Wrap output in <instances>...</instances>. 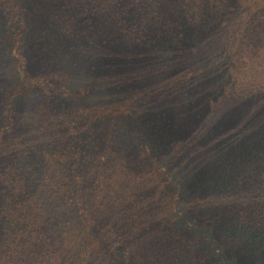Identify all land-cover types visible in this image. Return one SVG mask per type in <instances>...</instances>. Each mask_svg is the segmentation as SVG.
<instances>
[{
	"label": "trees",
	"instance_id": "obj_1",
	"mask_svg": "<svg viewBox=\"0 0 264 264\" xmlns=\"http://www.w3.org/2000/svg\"><path fill=\"white\" fill-rule=\"evenodd\" d=\"M92 1L111 11L119 36L115 56L87 54L85 39L73 27L59 28L70 1L59 0L55 7L51 1H32L38 8L32 17L48 31L55 52L45 60L49 69H59L54 82L43 72H28L30 51L40 46L30 45L26 2L0 0V264H168L162 260L166 243L184 231L191 234L189 251L204 252L214 264L263 263L264 236L257 233L262 228L246 224L216 235L212 225L184 208L183 182L201 174L189 161L192 154L185 149L179 164L183 157L171 150L179 139L170 134L162 113L140 100L130 103L129 80L115 82L133 64L135 51L171 59L185 44L198 7L187 1L162 6L158 14L151 7L146 15L141 7L150 0ZM198 1L200 10L205 8ZM252 26L245 24L242 44L259 37ZM40 52L44 61L46 53ZM256 61L263 68L264 46ZM105 84L110 87H100ZM37 90L44 100L61 95L72 101L85 121L74 123L77 115L67 119L44 102L36 105ZM109 104L123 108L112 117ZM145 170L153 184L173 187L170 194L163 191L158 204ZM161 203L159 226L151 228ZM227 249L234 251L229 255Z\"/></svg>",
	"mask_w": 264,
	"mask_h": 264
},
{
	"label": "rangeland",
	"instance_id": "obj_2",
	"mask_svg": "<svg viewBox=\"0 0 264 264\" xmlns=\"http://www.w3.org/2000/svg\"><path fill=\"white\" fill-rule=\"evenodd\" d=\"M23 1L32 18L30 45L40 46L30 51L28 72L31 75L43 72L42 75L56 82L58 67L49 69L46 65L50 63L45 61L49 62L48 55L55 53L49 46L48 31L33 18L38 11L33 0ZM45 1L53 2V7L59 5V0H36L38 4ZM68 1L72 5L65 7L67 15L61 12L59 28L73 27L76 35L85 39L87 54L115 56L114 46L119 36L109 7L92 0ZM187 1L199 11L191 16L193 23L190 22L183 47L178 48L171 59H161L153 52L141 57L139 50L135 51L133 64L122 69L115 82L129 80L131 87H126L129 102L140 100L143 107L162 113L170 134L179 139L171 147L172 152L183 157L179 164L184 163L188 152L192 154L189 161L196 162L201 176L194 173L193 178L183 182L184 208L200 221L212 225L216 235L247 224L262 228V233L260 230L257 233L264 236V66L260 69L256 61L264 46V0H202L205 8L201 6V10L198 0H150L151 4L143 3L141 9L148 15L150 8L155 7L158 14L162 6L167 9ZM51 13L54 14V10ZM245 24L253 25L252 31L259 37H249L248 42L242 44L239 36L247 29ZM253 41L255 45L251 46ZM42 48L46 53L44 61ZM11 59L6 61L8 66L15 60ZM92 87L88 86V90ZM41 102L67 119L72 118V114L77 115L75 104L64 96L44 100L37 90L35 103ZM107 108L114 109L110 114L113 117L117 116L115 110L123 107L109 104ZM74 121L82 124L85 117L77 115ZM185 149L189 151L185 153ZM147 174L145 170L149 193L158 204L164 198L163 191L170 194L173 187L155 185ZM161 206V210L156 207L152 219L157 220H152L151 228L159 226L164 203ZM190 238L191 234L184 231L180 237L168 240L162 253L167 257L162 260H168V264H178L181 259L189 264H214L204 252L189 251ZM231 251L234 250L227 249L229 255ZM155 263L160 264L156 260Z\"/></svg>",
	"mask_w": 264,
	"mask_h": 264
}]
</instances>
